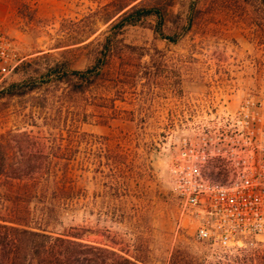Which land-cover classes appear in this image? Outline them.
<instances>
[{"label":"rangeland","instance_id":"rangeland-1","mask_svg":"<svg viewBox=\"0 0 264 264\" xmlns=\"http://www.w3.org/2000/svg\"><path fill=\"white\" fill-rule=\"evenodd\" d=\"M131 5L160 15L112 29ZM0 28L20 60L0 95L11 83L26 89L0 96V152L9 165L0 175V224L20 210L29 228L76 236L137 264H264V234L231 252L196 241L168 172L193 123L246 95L264 98L257 0H0ZM97 60L95 81L69 91L64 69ZM20 159L35 163L38 185L30 174L12 178ZM207 168L227 176L223 161Z\"/></svg>","mask_w":264,"mask_h":264},{"label":"built area","instance_id":"built-area-1","mask_svg":"<svg viewBox=\"0 0 264 264\" xmlns=\"http://www.w3.org/2000/svg\"><path fill=\"white\" fill-rule=\"evenodd\" d=\"M19 61L0 28V83ZM190 132L168 166L180 215L193 223L198 242L223 252L253 246L264 234V98L246 95L233 110L193 123ZM215 160L226 164L224 178L207 168Z\"/></svg>","mask_w":264,"mask_h":264},{"label":"trees","instance_id":"trees-1","mask_svg":"<svg viewBox=\"0 0 264 264\" xmlns=\"http://www.w3.org/2000/svg\"><path fill=\"white\" fill-rule=\"evenodd\" d=\"M257 3L264 10V0H257ZM124 7L126 3L119 5L116 12ZM149 14L160 15L159 10L154 7L138 8L136 5H131L116 17L111 27L119 29ZM108 42L109 36H106L102 44L105 50L109 49ZM102 64L103 62L98 63L97 60L96 63L83 70H70L66 67L62 81L66 83L69 91H85L95 81ZM53 72H56L55 69ZM25 90L22 83H11L1 89L0 96L21 95L26 92ZM19 135H25V133ZM15 165L16 174L12 178L20 180L24 177L25 179L26 174H30L32 184L35 186L39 184L41 177L32 160H16ZM8 166L7 156L2 151L0 152V175H5ZM33 173L36 175L33 176ZM20 218L22 215L18 210V215L13 216V221L2 220L4 223L0 224V264H137L127 257L118 255L112 249L83 243L77 240L76 236L66 234L52 236L43 229L29 228L26 224L20 223ZM172 264L191 263H177L172 260Z\"/></svg>","mask_w":264,"mask_h":264}]
</instances>
